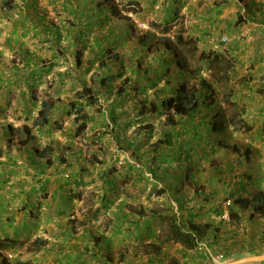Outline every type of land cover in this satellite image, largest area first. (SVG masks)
<instances>
[{
	"label": "rangeland",
	"instance_id": "374dc122",
	"mask_svg": "<svg viewBox=\"0 0 264 264\" xmlns=\"http://www.w3.org/2000/svg\"><path fill=\"white\" fill-rule=\"evenodd\" d=\"M114 1L119 8V14L114 16L104 0L0 1V236L9 235L20 241L15 251L6 253L12 256L8 258L32 264H104L105 260L90 255H85L84 261L79 257L87 246L94 248L100 238L98 250L111 256L114 260L111 264H147L152 254L147 248L150 239L134 242L133 225L124 226L122 234L115 233L116 218L132 214L130 211L139 204L145 208L172 206L177 209L178 190L185 206L189 209L196 206L200 221L217 226L213 230L223 238L221 245H215L222 252L218 254L243 248L241 254L229 258L237 261L255 258L253 254L248 256L247 250L258 230L256 225L262 222L261 215L254 214L251 219V211H245L241 226L235 228L224 223L212 210L213 207L218 211L226 210L228 204L223 199L228 196L225 192H217L216 203L207 207L200 204L211 189L219 190L215 186L218 181L223 182L221 189L233 194L227 186L229 181L238 185V179L244 177L245 172L258 177L264 171L261 167L264 166V42L256 36L262 35L259 25L264 24L247 21L236 25L239 12L243 18L248 17L245 8L237 4L224 11L220 21L229 18L234 23L228 27L222 21L217 25L222 28L220 32L219 29L210 31L203 22L205 18L199 17L202 6L199 3L213 4L210 0ZM172 7L179 8L177 16ZM46 27H51V31ZM166 27L171 29L167 37L175 43V36L185 32V41L178 44L185 66L174 64L173 53L164 48L156 52L138 45L139 38L147 33L165 37L163 29ZM58 28L62 35L60 40ZM80 31L84 33L82 41L77 37ZM209 32H212L210 39L207 38ZM188 38L193 39L187 41ZM155 42L156 38L153 44ZM210 52H220L230 58L235 72L226 78L216 77V72L210 71L201 59L202 53ZM98 53L105 56L109 67L99 68L103 63ZM78 56L83 61L81 66ZM91 59H95V65L89 63ZM110 59L114 60L111 64ZM90 66L92 70L87 71ZM113 68L123 74L116 82L117 87L131 85L129 99L119 97L116 91L110 93L103 89L101 80L107 70ZM167 68L169 72L165 77L157 73ZM129 76L136 82L124 81ZM201 79L210 81L215 88L214 102L218 104L215 109L219 111L220 107L227 122L235 121L241 131H234L232 125L222 134L213 132L209 122L214 113L210 115L203 107L194 118L177 119L179 125L174 129L181 137L174 141V146L161 150L166 153L180 148L181 161L176 163L169 159L168 164L161 165V161L152 159L151 152L154 143L162 138L161 133L170 128L165 125L164 117L151 114L149 108L145 117L138 114L145 98L152 99L153 91L149 86L158 82L156 88L172 96L179 85L185 83L192 88ZM168 80L171 86L167 85ZM84 85L95 88L99 101L95 110L87 109L93 120L85 135L76 137L74 116L68 115L67 105L76 101V92ZM145 87L146 93L140 94L138 89ZM42 100L55 105L52 124L47 129H33L36 139L24 146L27 140L17 130L33 127ZM113 112L118 115L117 126L112 122ZM139 123L146 126V131H141ZM189 126H197V131L207 133L206 142L198 148L196 137L186 132ZM131 142H134L133 147L129 146ZM222 142L231 147L236 145L242 151L249 148L253 167L226 147L220 149L217 145ZM36 148L40 151L48 148L53 153L45 151L47 158L37 161L32 153ZM144 152L149 154L139 160L138 154ZM64 158L67 163L62 164ZM97 159L102 163L97 164ZM235 159V167H222ZM152 167L158 170L157 177L150 173ZM138 171L148 180L140 179ZM187 173L192 175L188 180ZM105 176L116 178L119 190L109 193L103 182ZM81 180L84 183L78 185ZM263 182L259 188H264ZM249 190L255 192L250 187ZM104 194L110 199L107 208L101 204ZM244 196L248 195L244 193ZM70 220L78 221L72 225ZM226 236L237 242L224 241ZM104 238L112 241L109 253ZM36 239L45 243L34 244ZM167 251V264H198L195 252L185 259L175 245L169 246ZM259 252L264 253V248Z\"/></svg>",
	"mask_w": 264,
	"mask_h": 264
},
{
	"label": "trees",
	"instance_id": "16d2710c",
	"mask_svg": "<svg viewBox=\"0 0 264 264\" xmlns=\"http://www.w3.org/2000/svg\"><path fill=\"white\" fill-rule=\"evenodd\" d=\"M237 2V4L240 7H244L246 11H250V13L255 14L256 12L250 8V5L247 4V0H218V3L216 2L217 6V15L218 17L222 15L223 11L230 7L233 2ZM106 7L108 10L112 12V15H118L119 14V8L117 3L114 0H104ZM175 2V1H174ZM136 5L139 6L137 3ZM262 7V8H261ZM261 8V9H260ZM259 12L262 13L264 11V5L259 6ZM172 11L175 12V15L177 16L179 14V8L172 7ZM264 14V12H263ZM238 21L235 23L236 25L244 23V19L242 17L241 12L237 14ZM247 19V18H246ZM228 23V27H231V22ZM167 25V23L165 24ZM211 30H220L221 27L216 26L213 23L210 24ZM47 31H51V27H46ZM164 33L163 35L165 37H154L151 33H147L139 38L138 45L140 47H150L153 50H156V52L161 51V48H164L165 51L173 53L174 60L173 63L177 66H185V59L180 55L178 52V44L185 41V32L178 33L175 36L176 43L172 38L167 37L169 32L171 31L170 28L163 29ZM210 30V31H211ZM59 38L62 37L60 28H58ZM84 33L83 31H80L77 35L78 39L82 41ZM157 40L155 44H153V39ZM193 38H188L187 41H192ZM229 52V51H228ZM99 59H101L102 66L99 68H104L105 65L107 66V62L105 56L97 54ZM116 59L119 58L118 55H115ZM204 59L205 65H208L210 71L214 70L216 72V77L221 76L223 78L229 77V74H233L235 72V69L232 65V60L230 58H227L224 54L220 52H210L209 54H201V59ZM78 64L81 66L83 61L81 60V57H77ZM111 62H114L113 59H110ZM89 63L95 65V59L89 60ZM105 63V64H104ZM171 63V62H170ZM168 66V62H166ZM172 64V63H171ZM92 66H90L87 71H91ZM169 72V68L166 70H159L157 73H161L165 77L167 73ZM107 74L103 76L102 78V86L103 89L107 92H114L118 94L119 97H126L129 99L131 97V91L130 86L127 85L126 87H120L116 85V82H118L120 79L123 78V74H119L118 70L108 69ZM148 76L151 74H148ZM179 77H181V74H178ZM218 75V76H217ZM231 76V75H230ZM178 77V78H179ZM152 79V78H148ZM124 81H130V84L133 82H136L133 77H127ZM158 82H154L149 86L150 90H152V99L145 98L143 101V106L140 108L138 114L139 117H145L147 115V109L149 108L151 114H159L162 117H164V123L165 125L170 128L169 130H165L161 133L162 138L158 140V142L154 143V148L151 153L152 159L157 161H161V165L168 164V160L172 159L176 163L181 161V149L177 148L174 151H168L166 153L162 152L164 148H168L171 146H174V141L177 138L181 137V133L175 131V127L179 125V120H184L186 118H194L197 114L201 112V109L203 107L207 108L208 113L211 115L214 113L213 119L209 122V124L212 127L213 132H219L220 134L224 133L226 130V127L232 126L234 131H241L240 126L235 124V121L231 123L227 122L225 119V116L223 115L224 112H222L221 108L219 107V111L215 109L216 104L214 102V97L216 95L215 88L213 87V84L208 81L201 79L198 84L194 85L192 88H189L187 84L183 83L178 86L177 90H174V93L172 96H167L165 91L163 89H157ZM167 85H172L170 80L167 81ZM147 87L143 88V90H139L140 94L146 93ZM77 98L76 101L71 102L67 105L68 115L74 116V124L76 125L74 135L76 137L84 136L85 132L88 129V124H90L93 120L92 116H89L87 109L95 110L98 106L99 98L97 97L95 88L87 87L86 85L83 86V89L79 92H76ZM142 103V102H141ZM55 105L53 102H50L48 100H42L41 101V108L38 111V116L33 120V127L24 126L22 128H18V133H20L23 137H25V140L27 142L23 144L26 146L30 141H34L36 138L33 136V129H47L52 124V113L55 110ZM112 122L115 123L117 126L118 122V115L113 112L112 116ZM184 121H182L181 124H183ZM126 126H129V124H126ZM139 128L141 131H146V126H142L139 123ZM188 126V125H187ZM244 126L247 130L250 129V127L245 123ZM108 128L109 125H106ZM197 126L188 127L186 132H191L194 137H196L197 141V148L199 145H202V143H205L207 137L206 132H201L196 130ZM23 138H20V141H22ZM161 141V142H160ZM130 147L134 146V142L129 143ZM220 149L226 147L227 150H230L232 153L236 154L239 157H242L245 159V161H248L253 157L252 151L249 148H246L244 151L241 150L238 146L234 145L231 147L228 143L222 142V144L217 145ZM194 150V149H190ZM45 151H51L48 150V148L40 151L39 149H33L32 153L37 157V161L43 160L46 157L47 152ZM53 150L51 152H48V154H52ZM149 154L148 152H144V154H138L139 160H142L143 157ZM155 155V156H154ZM61 157V156H60ZM59 157V159H61ZM191 157V156H190ZM48 161V160H47ZM46 161V162H47ZM41 163V162H40ZM48 163V162H47ZM67 163V160L64 158L62 159V164ZM97 164H100L99 159L96 160ZM51 164V160L50 163ZM158 169V168H157ZM216 170V168H214ZM150 173L157 177L158 170L155 168H150ZM136 174L139 175V178L143 181H147L148 179L145 178L142 171H138ZM192 175H189L188 173L185 174V178L188 180L191 178ZM182 178V177H181ZM160 179V178H158ZM180 180V179H179ZM82 181V180H81ZM78 182V185H82L84 182ZM70 182V180L68 181ZM104 184L108 187L107 191L109 193H113L116 190H119V186L117 183L116 178H112L109 176L104 177ZM147 183V182H145ZM67 184V183H66ZM65 184V185H66ZM180 185L176 186L177 189H179ZM217 192H211L209 196H206L204 193L201 194L203 197L206 196V199L201 201L202 207H207L206 205L210 203H216L218 200L215 198ZM178 198L177 203L178 207L177 209H174L172 206H164V208L153 206L151 208H145L143 204H139L138 208L135 210H131L128 214H122L116 218V225L114 227L115 233H124L123 227L126 225H130V227L134 226L133 231V237L134 242H141L145 240L146 238L150 239L151 243L148 245L149 253L155 254L156 256L160 257L162 253L164 254V248L168 247L169 245H180L182 247L180 251V255L184 257L185 259L188 258L189 252H199L202 245L205 243L209 237L216 236V231L213 230L214 227H216L215 224L207 223L200 221L201 216H199L197 213H195L196 206L193 209H189L187 206H185L184 202L180 201V191L178 190ZM228 198L223 201L227 203L226 210L223 211L220 209L219 211L216 210V208H212L214 212H216L217 217H222L223 214L226 212L229 216V222L227 223L229 226H233L235 228H239L244 220V212L245 211H251L253 212L251 219H253L254 214H262L264 212V192H260L256 194L252 199L246 198L241 195L240 192L237 194H229L228 192L225 193ZM106 197V198H105ZM195 197V196H194ZM184 198V197H183ZM71 199V198H70ZM193 199V198H192ZM150 201V204H152V201L150 198H148ZM232 201V202H230ZM101 204L103 208H107L108 205H110V199L107 197L106 194L102 196ZM198 204V203H196ZM209 207V206H208ZM97 211H99L97 209ZM132 215V216H131ZM131 217V218H130ZM78 220H70L69 223L74 225ZM86 225V224H83ZM158 226L159 228L157 229ZM104 240L107 243L106 251L109 253L111 251V244L112 241L104 238ZM38 243V245L44 244V240L42 239H36L34 244ZM95 243V242H94ZM20 244V241L17 238H11L9 235L7 236H0V264H32L30 261H22L15 260L14 262L8 258L6 253H10L11 251H15L18 245ZM101 246L100 238L99 240H96L95 247L89 248L87 246L84 250V253L82 255H79L81 259L84 261L85 255H90L94 259L105 260L104 264H111L113 263V259L109 254L105 256V254L101 253V250H98V247ZM233 250V249H231ZM227 250L225 257L229 258L231 257L232 251ZM243 252V248L239 252L241 254ZM255 254V253H254ZM256 255V254H255ZM153 261H150L147 264H152ZM159 264L162 263L158 262Z\"/></svg>",
	"mask_w": 264,
	"mask_h": 264
},
{
	"label": "crops",
	"instance_id": "0c3cea01",
	"mask_svg": "<svg viewBox=\"0 0 264 264\" xmlns=\"http://www.w3.org/2000/svg\"><path fill=\"white\" fill-rule=\"evenodd\" d=\"M177 1H180V0H175V2H177ZM204 1L205 2H207V1L209 2V0H204ZM210 1H213V4H211L210 2L209 3H204L203 2V4H201V2L199 3L200 6L202 5L201 6V10H199V12H200L199 13V17H204L205 18V20H203V22L205 23L206 28L208 27L211 30L210 24H212V23L217 26L222 21L226 25H228V23H226V22H229V23L232 22L231 20H229V18H223L224 20L220 21L221 18L225 15L224 11L228 10L229 8L225 9L223 11L222 15L218 17V15H217V9L218 8L216 6L217 5L216 2L218 3V0H210ZM232 4L236 5L237 2L234 1ZM247 4H249L250 8L252 10H254L256 13L252 14V13H250V11H247V16L248 17H247V19L245 17L244 23L247 22V21L249 23H255V22H260L261 21V23L264 24V14H263L264 11H262V13H260L259 10L262 7L260 9H258L260 5H264V0H247ZM237 21H238V18H237ZM232 23H234V22H232ZM259 26H260L259 27L260 33L262 35H264V25H259ZM210 34L212 35V32L211 33L209 32V34L207 36V38H209V39H210ZM262 35H259V36L256 35V36L258 38H261L260 40L263 39V42H264V38H263ZM247 85H249V84H247ZM249 91H251V90H249ZM251 160H252V158L250 160L246 161V162H250V164H248V165H250V167H253V165L251 163ZM235 161H236V159L233 160L232 162H227V167H226V165H224L222 167H224L225 169L226 168L230 169L232 167H235L236 166V164L234 163ZM261 167H264V166L261 165ZM254 170H255V168H253V171ZM221 171H224V170L220 169V172ZM255 172H256V170H255ZM257 173H259V172H257ZM263 176H264V171H263L262 174H258V177L253 176V174H250V173L248 174L247 172H245L244 177H242V178L240 177L239 178L240 180L238 179V181H239L238 185H234L233 181H229L227 186H230L229 190L234 191L233 194H237L238 192H240L241 195L244 196V193H246L248 196H244V197L253 198L256 194H258L260 192H264V188H259L261 186V184H262L261 182L264 181V177ZM215 186H217V188L219 190L217 191L214 188V189H211L210 193L214 192L215 190H216V192H218V194L223 193V192L226 193V191L228 192V190H224V188H222V189L220 188V187H223V182L221 180L218 181ZM249 187L254 189L255 192H252L251 190H249ZM216 195H217V193H216ZM215 198L218 199V197H215ZM246 212H248V211H246ZM252 214H253V212L251 210V214L250 215L252 216ZM259 215H261L262 222L259 223L258 225H256V226H258L257 227L258 230L256 231V234H254L253 231L251 230L252 233L254 234V237L252 239L253 241H251L252 244L248 245V248H249L247 250L248 254L246 253L250 257H252L251 254H253V255L256 254L255 256H253L255 258L256 257H264V253H260L259 252V250L264 248V212L262 214H259ZM231 231H233V233L235 232V234L239 233L238 230H231ZM227 233H230V231L227 232ZM214 234H216V233H214ZM222 239H223L222 237H218L216 235V236L210 238L209 240L205 241V243L202 245L200 251L196 252V255H198V257L196 259L198 264H225V263H227V264H264L263 260H255V259L251 260V258L248 261H245V262H242V260L241 261H237V259H230V258L227 261L221 262V259H218V257L220 256V254H218V252L219 253H222V252L215 245L216 244L221 245L220 242L223 241ZM259 239H261V241H259ZM224 241L237 242L235 238L233 239V238H229L227 236L224 237ZM213 243H215V244H213ZM169 246H171V245H169ZM175 246H176V251L180 253L182 247L180 245H178V244L175 245ZM203 246H205V248ZM168 247L164 248V254L162 253V255L160 257L156 256L155 254H151L150 255V257H149L150 259L149 258L148 259L150 261H153L152 264H159L158 262H161V261H162L161 264H167V261L169 259V252L167 251ZM231 251H232V254H233V255H231V258H232L234 256H237L239 254V252L241 251V249H239V250L233 249ZM192 253L193 252H189L188 256H190V254H192ZM213 253H215V254H213ZM223 256H224L223 259H225V254ZM148 259L145 262H147Z\"/></svg>",
	"mask_w": 264,
	"mask_h": 264
},
{
	"label": "built area",
	"instance_id": "2783aa9c",
	"mask_svg": "<svg viewBox=\"0 0 264 264\" xmlns=\"http://www.w3.org/2000/svg\"><path fill=\"white\" fill-rule=\"evenodd\" d=\"M224 221H226V222H229V216H228V214L225 212L224 214H223V216L221 217ZM8 257H12L11 255H8ZM224 258V256L223 255H220L219 257H218V259H223Z\"/></svg>",
	"mask_w": 264,
	"mask_h": 264
},
{
	"label": "water",
	"instance_id": "95a60500",
	"mask_svg": "<svg viewBox=\"0 0 264 264\" xmlns=\"http://www.w3.org/2000/svg\"><path fill=\"white\" fill-rule=\"evenodd\" d=\"M250 258L248 259H243L242 262L248 261ZM263 260L264 261V257H256V258H251V260Z\"/></svg>",
	"mask_w": 264,
	"mask_h": 264
}]
</instances>
